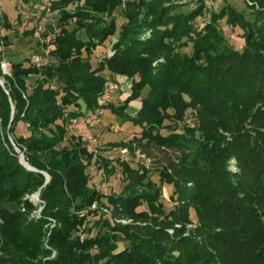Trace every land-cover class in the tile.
<instances>
[{"label":"trees","instance_id":"16d2710c","mask_svg":"<svg viewBox=\"0 0 264 264\" xmlns=\"http://www.w3.org/2000/svg\"><path fill=\"white\" fill-rule=\"evenodd\" d=\"M121 1L49 0L60 20L74 24L40 44L52 60L9 61L11 75L0 69V264H264V0L244 1L258 16L252 21L227 3L214 10L203 0L196 7L180 0H126L122 7ZM224 26L244 45L230 43ZM10 28L1 13L4 49L10 40L1 30ZM146 30L150 36L143 38ZM113 35L114 53L94 61L92 47ZM4 54L0 49V61ZM105 72L136 76L127 97L107 111L141 127L137 138L118 144L138 150L145 163L132 169L116 156L125 182L117 195L89 185L85 170L93 155L67 127L100 104ZM139 97L141 108L131 117L125 109ZM189 108L197 122L178 127L181 133L162 135L151 117L163 112L179 122ZM20 123L26 135L15 134ZM9 133L34 170L19 162ZM151 170L156 180L148 179ZM164 184L172 187L168 210ZM144 189L149 193L140 195ZM37 190L40 218H28L34 206L24 197ZM93 202L102 211L81 216ZM142 202L147 209L138 211ZM50 220L52 229L45 227ZM79 229L86 234L81 241ZM118 240L126 246L114 253ZM50 250L56 258L44 260Z\"/></svg>","mask_w":264,"mask_h":264},{"label":"rangeland","instance_id":"374dc122","mask_svg":"<svg viewBox=\"0 0 264 264\" xmlns=\"http://www.w3.org/2000/svg\"><path fill=\"white\" fill-rule=\"evenodd\" d=\"M125 1L122 0V7L125 6ZM179 3H186L187 1H190V4L196 7L198 5L197 0H180ZM248 3L250 6L256 5L255 2L252 0H203L202 4H204L206 7L214 6V10H218L219 7L223 6L224 3L232 4L236 9L241 10L244 12L246 18L249 21H252L253 19H258V16L254 15L253 12H251V9L246 6V3ZM15 2V3H14ZM49 3V0H47ZM17 7H16V6ZM49 4L46 6L44 5L40 0H37L33 4H24L21 0H0V15L1 13H6L9 22L11 23L10 30L2 29V34L9 35L10 45L6 47L5 49L2 48L0 45V49L5 51V60L6 61H18L23 60L25 64L31 63V57L32 56H38L39 60L41 61V58L43 57V61H50L52 60L48 55H46V50L41 48V43H46V39L53 34H55L60 26H68L71 28L73 24L72 19L68 20H60L61 14L58 10L52 11L49 9ZM122 7L118 8L114 12V16H116V23L121 21V18H118V13L120 10H122ZM45 9V11H43ZM264 14V13H263ZM18 15V17H17ZM34 24V26H32ZM35 25H41L42 31H41V41L35 40L31 34H29L30 28L32 27L34 29ZM204 21L199 20L198 27L201 29L204 26ZM225 25V24H224ZM223 33L226 35L228 41L230 43H234L237 46L244 45L243 40L237 35V32L232 26H224L223 27ZM144 37L150 36V31L146 30L142 35ZM116 42V35L110 36L103 42L102 44H97V46L92 47L91 53L93 56V60L97 61L99 59H102L103 57H109L114 53L113 44ZM24 56L28 57L26 59ZM1 57V55H0ZM163 59H159L158 61H162ZM10 63V62H9ZM156 62L153 63L155 65ZM11 75V70H10ZM105 78L107 79V89L104 94V96L101 98L100 104L89 113H96L97 120L93 123L92 132L97 136L98 138V152L97 153H91L93 156L90 159V163L87 166L85 172L89 177V185L91 187L97 188L101 190L103 195H117L125 182H123L124 173L121 171L120 166L118 165L116 161V157H113V153L116 151H119L120 148L118 143H126L131 141L133 137H138L139 132L141 130L140 126H132L129 121H121L117 117L112 116L107 110L108 107L111 105H118L120 104L126 97H127V87H131L132 82L135 79V75L132 78H127L125 76H117L112 75L107 72L104 73ZM36 77L33 76L31 78V81L34 80ZM3 84V80H2ZM1 84V85H2ZM55 84L53 83V86ZM56 87V85L54 86ZM147 87L143 89V91L140 94L141 96H144L147 93ZM121 96V94H123ZM140 97L134 100H131L128 103L127 109H125V112L131 116L136 117L137 112L131 111L132 105L136 106L137 109L141 108V101ZM171 112V110H169ZM172 113V112H171ZM166 114L163 112H156L155 114H151V117L156 119V127L159 129L160 133L162 135L166 136L169 133H181V130L178 128L183 124H186L188 126H195L196 125V119L194 118V111L192 109H186L185 114L183 118L176 122L171 117L167 116V118L163 119ZM109 122H113L114 124H118L121 127V130L118 132H113L108 129L107 124ZM70 120L68 121L67 127H70ZM19 128L15 131L16 135H26L27 130L24 125L21 123L18 124ZM111 125V124H110ZM158 125V126H157ZM177 128H175V127ZM8 139L13 145L15 151L18 154V160L23 158L24 159V151L25 148H22L18 143H15L14 136L9 133ZM134 141V140H133ZM115 143V145H114ZM22 150H20V148ZM108 147V148H107ZM139 151L136 150L133 153H125L123 156H121L119 153L117 156H121L122 158L126 159V162L128 163L129 167L132 169H137V167L144 163L143 156L138 153ZM118 157V158H119ZM120 157V158H121ZM104 159H108L109 164L106 166ZM25 160V159H24ZM21 163V162H20ZM145 164V163H144ZM23 165V164H22ZM151 167V164L147 165L146 167ZM229 166L232 171L236 172L238 170L236 166V162L234 160H230ZM31 167V166H30ZM111 167L112 172L108 173L106 170H109ZM27 168V167H26ZM45 176V182H46V176L48 177L49 181V175L47 173H43ZM148 179H157L156 173L151 170V173L148 174ZM47 181V182H48ZM149 189H144L140 191V195H143V193H149ZM39 191V190H37ZM36 191V192H37ZM151 191V190H150ZM27 194L25 198H27L29 201H31V204L34 206V209L30 210L28 213V218H34L38 219L40 218L41 210H42V201L39 198V194L36 197L35 193ZM172 192L171 185L164 184L162 188V201L165 210H168L173 205V202L169 200V195ZM139 195V196H140ZM137 196V197H139ZM7 208H11L10 204L4 205ZM102 205L98 202H93L90 207H88L86 210H82L79 212L81 216L85 214L86 211L90 210L93 212L96 211H102ZM105 209V207H104ZM136 209L138 211L146 210L147 207L144 202L140 206H137ZM12 210V209H11ZM23 210V209H22ZM192 212V211H191ZM191 218L194 221L195 215L191 213ZM90 223L92 219H95L94 216H90L88 218ZM123 223H129V220H124ZM195 223V222H194ZM56 222L54 220H50V223L46 225L48 229H52L55 227ZM94 233V232H92ZM78 235L80 241L83 240L84 236L86 235L81 229L78 230ZM44 246L48 247V249H51L49 245L47 244V240H44ZM126 246L125 240H118L116 249L114 250V253H119L122 251ZM51 253L48 257L44 258V260H51L56 258L57 252L55 250H50Z\"/></svg>","mask_w":264,"mask_h":264},{"label":"built area","instance_id":"2783aa9c","mask_svg":"<svg viewBox=\"0 0 264 264\" xmlns=\"http://www.w3.org/2000/svg\"><path fill=\"white\" fill-rule=\"evenodd\" d=\"M44 5H48L47 0H40ZM41 31L42 26L41 25H35L32 37L35 40L41 41ZM31 63L33 64H39V58L37 56L31 57ZM0 69L2 74L4 75H10V63L5 60V57H3L0 61ZM0 82L2 84V79L0 78ZM3 85V84H2ZM97 120L96 113H88L87 115L80 117V118H71L70 119V127L73 128L77 134L79 135L81 141L84 143L85 148L88 152L91 153H97L98 152V138L97 136L92 132L93 123ZM109 130L113 132H118L121 130V127L117 124H111L108 127ZM127 152V149L122 148L119 151H115L113 153V157H116L119 153L121 156H123ZM107 212V211H106Z\"/></svg>","mask_w":264,"mask_h":264},{"label":"water","instance_id":"95a60500","mask_svg":"<svg viewBox=\"0 0 264 264\" xmlns=\"http://www.w3.org/2000/svg\"><path fill=\"white\" fill-rule=\"evenodd\" d=\"M0 84H1V82H0ZM20 162H21V164H23L25 167H27L28 169H30V170H34L32 167H30V165L22 158L21 160H20ZM48 181V177L46 176V182ZM38 194H39V191H37L36 193H35V196L37 197L38 196ZM109 203L112 201V197H109L108 198V200H107Z\"/></svg>","mask_w":264,"mask_h":264},{"label":"crops","instance_id":"0c3cea01","mask_svg":"<svg viewBox=\"0 0 264 264\" xmlns=\"http://www.w3.org/2000/svg\"><path fill=\"white\" fill-rule=\"evenodd\" d=\"M124 95V93L123 94H121V96H123ZM131 109V111H137V107L136 106H134V105H132V107L130 108Z\"/></svg>","mask_w":264,"mask_h":264}]
</instances>
